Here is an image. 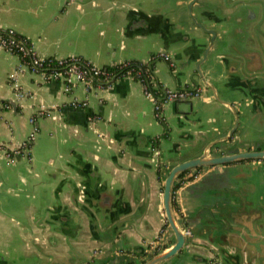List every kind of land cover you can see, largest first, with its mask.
I'll return each mask as SVG.
<instances>
[{
  "label": "crops",
  "instance_id": "0c3cea01",
  "mask_svg": "<svg viewBox=\"0 0 264 264\" xmlns=\"http://www.w3.org/2000/svg\"><path fill=\"white\" fill-rule=\"evenodd\" d=\"M232 1L0 0V28L28 38L38 56L100 67L155 54L162 85L202 88L200 98L165 104L170 133L155 149L162 125L138 81L76 82L68 91L0 47V264H141L160 232L168 247L175 241L162 228L173 165L206 148L212 156L264 150V111L258 117L240 101L223 68L210 75L202 64L203 77L194 69L210 38L196 24L218 28L214 5L231 13ZM172 204L190 235L161 264H264V161L191 169L174 181Z\"/></svg>",
  "mask_w": 264,
  "mask_h": 264
},
{
  "label": "water",
  "instance_id": "95a60500",
  "mask_svg": "<svg viewBox=\"0 0 264 264\" xmlns=\"http://www.w3.org/2000/svg\"><path fill=\"white\" fill-rule=\"evenodd\" d=\"M255 2H260L264 6L263 0H233L231 6H234V11L223 14L221 11L224 5H214L215 12L219 15L217 19L214 20L218 28L208 29L201 26L199 23H195L203 32L210 34V38L203 51L202 61H200L194 69L200 72L202 70L200 66L203 64L202 67L207 70L210 75H213L219 71L220 68H223L232 76L236 84L235 92L240 96V101L249 107L254 114L261 117L264 111V48L257 35L251 33L250 26L255 23L254 19H251L254 14L252 11L253 6L251 5ZM148 3L152 4L153 0H149ZM190 18L193 22L195 21L192 14H190ZM257 25L256 23L254 28H252L255 32ZM254 36L257 39H254ZM253 39L254 41H252ZM201 40L202 37L196 36L192 43L194 46H198L201 45ZM258 42L260 44H258ZM254 43L258 44V48L254 47ZM190 65L191 63L189 62L185 66L189 67ZM199 76L203 77L201 72ZM190 100L191 99H182L178 101L189 102ZM9 102L14 107L13 101L9 100ZM237 126L238 120L236 118L228 137L232 135ZM151 145L155 149L158 148V144H156L155 141L152 142ZM212 145L209 147H212ZM153 156L154 160L157 161V166L162 170L166 162L164 160V162L159 160L161 150L155 151ZM244 160L264 161V150H248L233 154L212 156L209 155V148H206L199 156L180 161L169 169L163 180L162 205L165 221L173 233L175 241L171 246L143 260L141 264H161L178 254L185 244L186 237L183 233L184 228L178 224L172 208V188L174 181L181 174L191 169L204 166L231 164ZM77 193L76 196L80 194L79 192ZM74 195L75 194H73V197ZM81 195L85 196L84 192L81 193ZM83 211L87 213V208H84ZM89 215L95 220L92 214ZM213 264L215 263L213 262Z\"/></svg>",
  "mask_w": 264,
  "mask_h": 264
},
{
  "label": "trees",
  "instance_id": "16d2710c",
  "mask_svg": "<svg viewBox=\"0 0 264 264\" xmlns=\"http://www.w3.org/2000/svg\"><path fill=\"white\" fill-rule=\"evenodd\" d=\"M9 29L10 28H0V41H5V49L16 55L19 58V61L22 64L27 65L30 70L43 74L46 79H49L52 74L63 72L69 69L71 66L75 65L80 70L86 73V79L90 80L92 86H100L102 88H106L117 79L130 77L133 80L138 81L139 83L143 82L149 85L155 96L161 97L162 95L161 83L157 80L154 74V66L156 60L160 58L158 55L152 54L145 62L131 59L113 65H102L97 68H95L94 65H92L88 60L81 56H68L65 58H57L52 55L45 56L37 61V64H34L33 60L38 55L34 51L30 40L14 31L13 29V32H9ZM20 46H22L24 50H20ZM171 68L172 67H170V70ZM159 100H161V98ZM3 103L6 102L3 101ZM157 120L162 125V132L158 136V139H153L152 142L155 141L156 144H158L159 140L162 138L167 139L170 133L168 123L163 116V109L162 114L157 118ZM182 175L183 174H181L179 177H181ZM162 228H168L166 221ZM162 232H160V237L157 241L160 240ZM166 247H168V242H163L162 244H158L153 248L150 246L148 247V249L150 250L145 253V256H152Z\"/></svg>",
  "mask_w": 264,
  "mask_h": 264
},
{
  "label": "built area",
  "instance_id": "2783aa9c",
  "mask_svg": "<svg viewBox=\"0 0 264 264\" xmlns=\"http://www.w3.org/2000/svg\"><path fill=\"white\" fill-rule=\"evenodd\" d=\"M9 32H13L12 29H9ZM5 41L1 40L0 41V47L5 49ZM20 50H24L22 46L19 47ZM6 50V49H5ZM8 51V50H7ZM42 57L37 56L34 58L33 63L37 64V61H39ZM161 58L168 63L170 67L174 65L173 61L171 60L170 56L167 54H162ZM25 65V64H24ZM27 66V65H26ZM97 68L96 66H94ZM52 78H57L63 80L65 84L66 90L69 91L70 87H72L76 82L84 84V86L87 89L93 88L92 84L90 83V80L86 79V73L80 70L77 66L73 65L69 69L63 71V72H57L55 74H52L49 79ZM141 86L143 88V91L145 95L148 97V99L152 103L153 111H154V116L156 119L162 114V109L164 108L166 103L172 102V101H177V100H182V99H193V98H200L202 96V88L189 84V85H184L181 87H176V88H170L167 86H164L161 84V92L162 95L161 97L155 96L153 91L150 89L149 85L145 83H141ZM15 94L17 97H22L24 94L21 90H19L17 87L15 88ZM161 98V100H159ZM43 114V112H41ZM34 119H31V122H33ZM33 134H31L27 140L22 142L21 147H27L30 142L32 141ZM183 233L185 237L190 235V230L188 228L183 229ZM161 237L164 238L162 235ZM163 239L161 238L158 242L155 244H152L151 247H155L158 244H162Z\"/></svg>",
  "mask_w": 264,
  "mask_h": 264
},
{
  "label": "flooded vegetation",
  "instance_id": "af4514ba",
  "mask_svg": "<svg viewBox=\"0 0 264 264\" xmlns=\"http://www.w3.org/2000/svg\"><path fill=\"white\" fill-rule=\"evenodd\" d=\"M263 2H264V0H263ZM251 6H253L252 11L254 12L251 19L252 20L254 19V21H255V23L250 26L251 27V33H253V35L254 34L257 35L259 41L261 42V44L264 48V6L260 2H255ZM256 23L258 25H257L256 32H255L252 28H254V25ZM255 38L256 37L254 36V39ZM254 39L252 41H254ZM258 44H260V43L258 42ZM258 44L254 43V47L258 48L257 47ZM162 242H164V241H162Z\"/></svg>",
  "mask_w": 264,
  "mask_h": 264
},
{
  "label": "rangeland",
  "instance_id": "374dc122",
  "mask_svg": "<svg viewBox=\"0 0 264 264\" xmlns=\"http://www.w3.org/2000/svg\"><path fill=\"white\" fill-rule=\"evenodd\" d=\"M169 69V68H168ZM167 68H165L163 71L169 72ZM170 73V72H169Z\"/></svg>",
  "mask_w": 264,
  "mask_h": 264
}]
</instances>
